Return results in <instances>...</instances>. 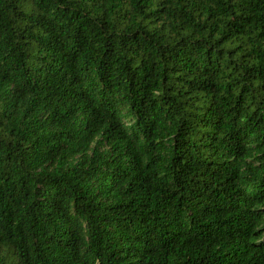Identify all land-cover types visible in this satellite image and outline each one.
<instances>
[{
  "label": "trees",
  "instance_id": "trees-1",
  "mask_svg": "<svg viewBox=\"0 0 264 264\" xmlns=\"http://www.w3.org/2000/svg\"><path fill=\"white\" fill-rule=\"evenodd\" d=\"M0 264H264V0H0Z\"/></svg>",
  "mask_w": 264,
  "mask_h": 264
}]
</instances>
